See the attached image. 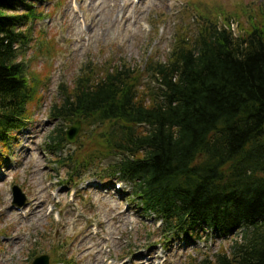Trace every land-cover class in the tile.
Masks as SVG:
<instances>
[{
    "label": "trees",
    "instance_id": "16d2710c",
    "mask_svg": "<svg viewBox=\"0 0 264 264\" xmlns=\"http://www.w3.org/2000/svg\"><path fill=\"white\" fill-rule=\"evenodd\" d=\"M37 1L0 0V165L1 148L15 143V132L28 120L33 85L17 55L31 41L28 26ZM259 12L250 15L248 27L236 15L237 36L221 25L230 20L220 23L201 12L195 35L177 34L163 60L151 57L141 70L126 63L84 66L50 107L53 121L78 118L84 127L74 145L59 127L48 135L54 162L67 168L62 183L75 184L85 174L126 183L138 217L161 222L155 228L141 220L137 239L168 244L179 236L194 241L236 235L226 248L220 244L212 254L206 249L203 259L189 257L184 264H264V11ZM62 141L74 147L64 150ZM104 159L107 168L98 170ZM55 253L54 260L76 264Z\"/></svg>",
    "mask_w": 264,
    "mask_h": 264
},
{
    "label": "rangeland",
    "instance_id": "374dc122",
    "mask_svg": "<svg viewBox=\"0 0 264 264\" xmlns=\"http://www.w3.org/2000/svg\"><path fill=\"white\" fill-rule=\"evenodd\" d=\"M263 4L264 0H40L36 12L43 17L32 24L31 41L17 55L33 85L28 120L15 132V143L1 148L0 264H31L32 253L49 256V264H61L54 260V251L59 253L55 257L76 264H184L189 257L203 259L204 250L182 251L177 240L165 249L158 242L154 245L156 240L137 239L144 219L125 199L128 186L117 191L113 182L104 183L94 174H85L76 185L62 183L67 168L54 162L46 144L53 129L59 127L64 137L73 122L53 121L48 114L59 101L60 87L71 85L84 66L103 69L126 63L141 70L147 59L165 58L175 35H194L198 26L192 13L199 20H231L237 31L236 15L245 27L251 26L250 15L264 11ZM61 145L64 150L74 147L65 141ZM107 162L99 161L98 170ZM229 242L221 245L226 248ZM218 245L212 242L207 252L212 254Z\"/></svg>",
    "mask_w": 264,
    "mask_h": 264
},
{
    "label": "water",
    "instance_id": "95a60500",
    "mask_svg": "<svg viewBox=\"0 0 264 264\" xmlns=\"http://www.w3.org/2000/svg\"><path fill=\"white\" fill-rule=\"evenodd\" d=\"M80 130L79 122L76 121L74 125L70 127V129L67 131V139L71 142L75 140L76 135L78 134ZM13 190H19L16 186L13 187ZM50 257L47 255H42L34 259L32 264H48Z\"/></svg>",
    "mask_w": 264,
    "mask_h": 264
}]
</instances>
